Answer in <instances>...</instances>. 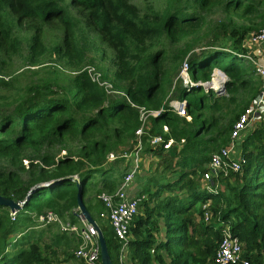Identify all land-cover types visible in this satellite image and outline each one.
<instances>
[{
    "label": "trees",
    "instance_id": "trees-1",
    "mask_svg": "<svg viewBox=\"0 0 264 264\" xmlns=\"http://www.w3.org/2000/svg\"><path fill=\"white\" fill-rule=\"evenodd\" d=\"M71 8L84 12L87 23L113 49L112 88H123L121 96H108L80 64L71 71L75 73L63 77L57 90L48 81L19 86L6 69L3 56L17 52L21 41L14 29L25 20L35 23L28 46L32 62L45 48V26L52 22L61 30L52 52L64 56L77 52L73 39L80 22ZM216 13L217 21H211ZM263 26L264 0H164L145 11L130 0H0V195L24 201L33 186L76 175L86 208L93 218L95 213L99 216L103 204L93 203L88 192L115 191L129 165L125 157H117L106 167L107 155L122 144L132 150L139 108L163 107L166 85L186 58L194 82L211 80L215 69L224 72L225 91L204 89V95L191 102L187 92L203 87L180 85L177 99L186 100L191 119L170 107L149 117L147 137L160 135L162 143L153 148L145 137L141 156L153 153L161 159L158 176H149L138 192L147 195L130 228V262L165 264L166 256L168 264H213L222 230L228 228L243 244L247 264H263L264 123L258 122L241 141L244 164L239 172L213 177L211 189L202 182L210 155L226 145L234 121L259 93L260 79H252L254 67L242 55L249 32ZM166 43L180 46L171 54ZM216 78L211 82L219 85ZM169 139L172 143L165 148ZM60 150L66 153L60 156ZM117 160L122 168L114 163ZM166 170L175 174L174 179L165 177ZM77 189V183L68 179L39 187L14 219L0 205V264H52L44 254L50 247L41 245L45 229H35L34 220L52 211L68 212L75 222ZM164 189L171 192L162 197ZM206 210L214 220L211 224L198 222ZM196 214L202 217L198 221ZM98 225L112 263L118 264L119 241L107 220ZM22 237L28 240L26 246H18Z\"/></svg>",
    "mask_w": 264,
    "mask_h": 264
},
{
    "label": "rangeland",
    "instance_id": "rangeland-1",
    "mask_svg": "<svg viewBox=\"0 0 264 264\" xmlns=\"http://www.w3.org/2000/svg\"><path fill=\"white\" fill-rule=\"evenodd\" d=\"M67 1V0H66ZM135 5H137L142 11H145V8L148 5L155 6L158 8L161 4H163L164 0H130ZM70 13L72 16L75 17L76 20L80 22V26L75 33V38L73 39L76 42L77 52H73L70 50L71 56H64L63 54H55L52 52V46L60 42L61 37V30L59 24L57 22H52L51 24L46 25L45 33H44V45L45 48L42 49L38 53V58L36 62H32L29 59V43H30V36L34 33L35 30V23L31 21H23L21 25L15 27L14 32L18 36L21 41V45L18 48L17 52H9L8 56H3L6 60V69H10L13 76H16L17 85H25L30 84L32 82H50L52 84L53 89H60L61 84L63 83V77L69 75V72L74 71L77 66L80 64L82 70H86L87 68L93 69L90 72L91 78L94 82L98 83L99 86L103 87L105 92L108 96L114 97L116 95H122L125 93L123 88H112L113 86V72L115 70V53L113 49L103 40L101 35L95 30V28L87 23L86 14L84 12H80L73 8L70 9ZM222 14V13H221ZM219 13L212 15L210 18L213 19L211 21H217ZM180 46V43L175 45H170L166 43V49L170 51L172 54L176 51V49ZM159 46L158 44L154 45V49H157ZM225 59H229L230 54H225ZM170 60V59H169ZM247 63H251L254 67V72L252 75V79L255 78L257 80L260 79V84L262 85L263 82L261 78L256 74L255 65L249 60L244 58ZM169 61H166L168 64ZM219 69H215L211 80L216 76H220L223 79L222 86H225L224 83L227 81V77L225 74L218 71ZM219 72V73H218ZM75 72H71L73 74ZM105 76V79L102 77ZM177 78V75H172L170 77V83L166 85L165 88V95L163 98V107L156 110L157 115L159 111L163 110L165 107H170L171 103L177 99V88L180 87L181 83ZM217 79V78H216ZM215 80V79H213ZM210 81V80H209ZM101 84V85H100ZM118 85L125 86L124 83L118 82ZM213 88L217 89L218 84H212ZM261 87V86H260ZM213 91V90H212ZM216 91V90H214ZM225 91V89H224ZM204 88L202 89H194L191 92H187L186 99L192 102V99L199 98L200 96L204 95ZM217 92V91H216ZM215 92V93H216ZM117 93V94H115ZM218 94L221 92H217ZM216 93V96H217ZM194 98V99H195ZM239 100V95L237 97V103ZM172 110V109H171ZM189 116V115H188ZM187 121L191 119L185 118ZM145 121V120H144ZM144 126L148 130L150 128V120H146ZM172 143V142H171ZM126 148L125 144L120 145L115 151L110 152L107 155L106 163L104 164L106 167L109 166L108 163L113 162L116 158L117 154H120L123 149ZM66 150H60L58 154L64 155ZM115 157V158H114ZM142 163H141V170L137 176H135L133 183L130 185V191L134 194H138L141 191L143 184H146L147 178L149 176L156 177L158 176V170L156 167L161 159V156L151 153L149 155L141 156ZM116 160V159H115ZM118 165V167L122 168L121 162L118 160L114 162ZM24 164H27V161L24 160ZM125 165V163H124ZM207 166V164H206ZM167 179H174L175 174L172 171L166 170L163 172ZM98 179V176H96ZM203 182V181H202ZM46 183V182H45ZM204 184V183H203ZM222 184V183H221ZM220 186V183L216 181V186ZM223 185V184H222ZM106 192L105 190H101L100 188L91 189L88 192L87 197H93V203L99 202L97 199V195ZM169 189H164L162 191V197L166 196L167 193H170ZM144 197L146 198V193H143ZM141 195V194H139ZM139 208V213H140ZM59 215V214H58ZM33 216V214H32ZM62 221L69 222L71 224H79L78 221L71 222L74 216L70 215L68 212H64L63 215H59ZM200 216L196 214L195 221H198ZM202 218V217H201ZM200 218V219H201ZM75 219H77L75 217ZM94 219L97 224L102 225L103 221L106 219L99 218L98 214H94ZM198 221L203 224H211L213 223V218L210 217L208 220ZM34 223L37 222L34 220ZM221 223H217L216 226L221 227ZM45 229L43 236H42V246L48 245L50 249H45L44 254L52 259V264H80V262L74 257L67 258V255H74L73 252L77 247V242L72 234L67 231H63L61 227L56 224L52 223L50 226H35V229ZM163 234V233H161ZM62 236V237H61ZM161 236V235H159ZM129 238H132L130 234ZM30 241V240H29ZM28 240L22 237L18 246H26ZM55 252V254H53ZM164 253V251H161ZM169 258L165 256V264H168ZM264 264V262H263Z\"/></svg>",
    "mask_w": 264,
    "mask_h": 264
},
{
    "label": "built area",
    "instance_id": "built-area-1",
    "mask_svg": "<svg viewBox=\"0 0 264 264\" xmlns=\"http://www.w3.org/2000/svg\"><path fill=\"white\" fill-rule=\"evenodd\" d=\"M261 42H264V26L257 31L249 32L245 39V43ZM242 58L249 59L255 65L256 74L261 78L263 84L261 85L259 93L254 101L246 106L234 121L226 145L210 155L206 166L207 170L202 176V181L204 184L206 183L205 187L208 189L212 188L213 177L218 178L220 174L226 175L229 171L238 172L241 170L244 164V158L241 153L240 143L245 135L250 132L258 122L263 121L264 61L253 58L250 53L243 54ZM91 70L93 69H86L90 77ZM217 77L220 79L222 86L224 82L223 79L220 76ZM176 79H178L181 85L185 87L196 86L197 84V82L191 80L189 63L186 58L181 63ZM202 87L205 91L213 89H207L205 84H203ZM186 108L187 102L185 99H176L171 103V109L175 111L177 115L189 118L190 116H188ZM139 111L140 125L135 130L136 144L133 145L132 150L126 151L125 148L120 154L116 155V158L125 157V161L129 163L125 174L115 191H106L97 195L98 200L103 204V210L99 213V217L106 219L109 222V225L114 232V236L121 245L118 255V264H131L129 259L130 228L135 216L138 214L140 204L145 197L144 195L131 193L130 185L133 183L135 176L141 170L143 142L145 137L148 136L147 132H145L147 129L144 124L150 116H155L157 113L156 110H146L144 107H140ZM163 129L167 131L168 128L167 126H163ZM146 141L150 146L155 148L162 143V138L160 135H153L147 137ZM171 142L172 139H169L164 144V147L168 148ZM74 179H78V177L74 175ZM203 207L205 208L206 205H203ZM17 211L18 210H9V216L11 219L15 218ZM78 218L79 224H71L69 222L64 223L58 214L52 211H46L38 215L35 221L39 226L56 223L63 231L72 234L77 242V247L73 252L74 257L80 262V264H102L96 228L84 220L80 215H78ZM209 218L210 214L206 210L204 213V220H208ZM37 224L35 226H37ZM222 233L223 237L215 252L213 264H235L240 262L247 264L248 261L242 257L243 245L238 238L232 236L228 228H224ZM153 251L154 249H151V252Z\"/></svg>",
    "mask_w": 264,
    "mask_h": 264
},
{
    "label": "water",
    "instance_id": "water-1",
    "mask_svg": "<svg viewBox=\"0 0 264 264\" xmlns=\"http://www.w3.org/2000/svg\"><path fill=\"white\" fill-rule=\"evenodd\" d=\"M218 71L224 74V72H222L221 70H218ZM209 82H211V80L203 82V83L197 82L196 86H201L202 87L203 84H205L207 89L212 88L211 85L209 84ZM224 89H225V86H222V89L220 91L223 92ZM216 91L218 92V90H216ZM66 179L74 180L77 183L78 189H77V194H76V201H77L78 215H80L89 224L94 226L96 228V230H97V237H98V242H99V246H100V255H101L102 264H113L111 259H110L109 253H108L106 240H105V238L103 236L102 230L100 229V227L98 226L97 222L91 216V214L89 213L88 209L86 208V206H85V204L83 202L82 190H81V187H80V184H79V179H74V176L73 177L72 176H67L65 178L56 179V180H53L51 182L37 184V185L33 186L29 190L25 200L22 201V202H20V201L17 202L15 200H13L12 198H9V197L4 196V195H0V205L4 206V207H7L10 211L19 210L22 207V205L24 204V202L29 199L31 193L35 189H37L39 187L51 186V185H53L55 183H58L59 181L66 180Z\"/></svg>",
    "mask_w": 264,
    "mask_h": 264
},
{
    "label": "crops",
    "instance_id": "crops-1",
    "mask_svg": "<svg viewBox=\"0 0 264 264\" xmlns=\"http://www.w3.org/2000/svg\"><path fill=\"white\" fill-rule=\"evenodd\" d=\"M245 45H246V48H247L246 53H250L253 56V58H255L257 60L264 61V42L263 43L262 42L261 43H246ZM262 122L264 123V116H263V121ZM75 217L77 218V219H75V221H78V223H79L78 215H75Z\"/></svg>",
    "mask_w": 264,
    "mask_h": 264
},
{
    "label": "bare ground",
    "instance_id": "bare-ground-1",
    "mask_svg": "<svg viewBox=\"0 0 264 264\" xmlns=\"http://www.w3.org/2000/svg\"><path fill=\"white\" fill-rule=\"evenodd\" d=\"M217 78H218V77H217ZM218 81H219V85H218V88H217V89L213 88L214 86H212V84H216V85H217L216 82H209V84L211 85V87H212L214 90H218V92H221L220 90L222 89V86H221L220 80H218Z\"/></svg>",
    "mask_w": 264,
    "mask_h": 264
},
{
    "label": "clouds",
    "instance_id": "clouds-1",
    "mask_svg": "<svg viewBox=\"0 0 264 264\" xmlns=\"http://www.w3.org/2000/svg\"><path fill=\"white\" fill-rule=\"evenodd\" d=\"M208 163V162H207ZM239 172V171H238ZM243 245V244H242Z\"/></svg>",
    "mask_w": 264,
    "mask_h": 264
}]
</instances>
